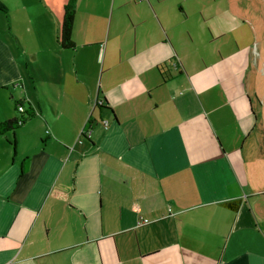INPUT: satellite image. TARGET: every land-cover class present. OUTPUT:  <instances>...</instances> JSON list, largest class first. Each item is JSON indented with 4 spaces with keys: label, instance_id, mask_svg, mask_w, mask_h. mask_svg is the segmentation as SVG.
<instances>
[{
    "label": "crops",
    "instance_id": "crops-1",
    "mask_svg": "<svg viewBox=\"0 0 264 264\" xmlns=\"http://www.w3.org/2000/svg\"><path fill=\"white\" fill-rule=\"evenodd\" d=\"M1 1L0 264H264V0Z\"/></svg>",
    "mask_w": 264,
    "mask_h": 264
},
{
    "label": "trees",
    "instance_id": "trees-1",
    "mask_svg": "<svg viewBox=\"0 0 264 264\" xmlns=\"http://www.w3.org/2000/svg\"><path fill=\"white\" fill-rule=\"evenodd\" d=\"M78 0H69V2L64 7V16L61 20L59 27H58V40L60 44L65 48H72L75 44L72 33H73V26L75 21V13H76V4ZM0 11L7 12L8 7L7 5L0 0ZM102 106L101 103L97 104ZM25 118L22 116L21 118L5 121L3 124L0 125V133L17 129L22 123H24ZM240 201L235 202H227L224 205L232 210H238L240 207Z\"/></svg>",
    "mask_w": 264,
    "mask_h": 264
},
{
    "label": "rangeland",
    "instance_id": "rangeland-1",
    "mask_svg": "<svg viewBox=\"0 0 264 264\" xmlns=\"http://www.w3.org/2000/svg\"><path fill=\"white\" fill-rule=\"evenodd\" d=\"M126 9L129 10L130 6L126 5L124 7L116 9L113 15V19L111 18L112 16L110 13L106 18H104V22H105L104 30L106 31V33L109 31L110 25H111V32L113 31H118V32L121 31L122 33L127 32V30L129 29L128 22H130L129 21L130 16L128 12L126 11ZM98 20H100V22L103 21V17L102 16L98 17ZM111 20H112V23H111ZM122 238H124V236H119V239H122ZM105 244L108 247V253L106 254V258L110 259V264H117L116 252L114 250V246L113 248L111 246L113 245L112 242H109L108 240L102 241V245H105Z\"/></svg>",
    "mask_w": 264,
    "mask_h": 264
},
{
    "label": "built area",
    "instance_id": "built-area-1",
    "mask_svg": "<svg viewBox=\"0 0 264 264\" xmlns=\"http://www.w3.org/2000/svg\"><path fill=\"white\" fill-rule=\"evenodd\" d=\"M18 109H19V111H23V106L22 105L19 106ZM82 137H86V138H90L91 137V130H90V128L85 127L82 130L81 139H82ZM80 142H82V140H80ZM140 223L141 224H147V223H149V219L143 218Z\"/></svg>",
    "mask_w": 264,
    "mask_h": 264
}]
</instances>
